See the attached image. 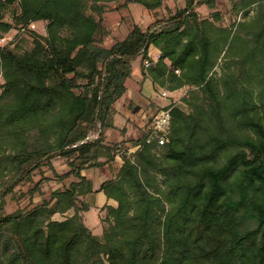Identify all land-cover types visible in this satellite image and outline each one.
Instances as JSON below:
<instances>
[{
  "label": "trees",
  "instance_id": "1",
  "mask_svg": "<svg viewBox=\"0 0 264 264\" xmlns=\"http://www.w3.org/2000/svg\"><path fill=\"white\" fill-rule=\"evenodd\" d=\"M86 1L0 0V35L38 21L47 33L34 34L23 54L0 47V178L11 175L0 201L42 167L58 180L74 178L29 210L0 215V264H264V14L235 70L228 65L217 78L219 50L195 11L215 0H184L145 31L132 22L109 48V29L101 15L85 13ZM256 1L264 0L235 5ZM133 2L149 10L162 0ZM15 3L19 13L4 22ZM150 46L160 58L142 76L169 91L197 88L192 101L184 99L191 114L171 110L160 157L145 145L115 168L117 143L104 144V133L114 127L113 105L126 92L131 62H151ZM54 156L67 159L66 172L55 171ZM105 166L112 179L95 191L81 172ZM97 192L116 203L103 206L101 235L82 216Z\"/></svg>",
  "mask_w": 264,
  "mask_h": 264
},
{
  "label": "rangeland",
  "instance_id": "2",
  "mask_svg": "<svg viewBox=\"0 0 264 264\" xmlns=\"http://www.w3.org/2000/svg\"><path fill=\"white\" fill-rule=\"evenodd\" d=\"M236 1L237 0H215L213 6L201 5L195 9L198 18L200 20L204 19L209 23L208 28L211 39L219 50L212 70V73H214V76L217 78L221 77L224 72L226 73V66H232L234 60L238 58L240 51H242L241 46L245 44L246 40L251 38L249 33H252L256 29L262 14H264V1H256L246 7L236 6ZM128 6L131 7L137 25L145 31L156 21H166L177 10L182 9L184 7V0H162L161 6L149 10L139 3H134L133 0H87L85 13L92 15L96 19L101 15L106 28H111V30L109 29L110 34L104 38V42L105 40L114 42L123 39L128 34L133 24L132 22H134L127 9ZM16 13H19L18 3L6 9L3 21L12 24V18ZM6 34H8L11 39L7 40L6 43L0 47L6 46L18 54H23L31 49L32 37L34 34L46 36V22L38 21L24 27L20 24H15ZM6 34H2L0 37ZM223 36L226 37L225 43L222 39ZM137 67L138 63L136 62L134 65V75L137 74ZM140 69L142 71L145 69L142 61ZM233 69L235 70L232 66L230 70L233 71ZM174 73L178 75L179 71L176 72V70H174ZM130 81L131 80H128L126 85L127 92L122 98L116 101L118 102V109L123 113V115L120 114V118L118 119L119 127L124 126L125 129L127 126L130 127V138L129 140L116 142L115 135L117 134H112L115 137L110 136V141H105L104 137V144L106 145H114L117 143L116 155H118V162H121V159H129L130 161L135 160V155L140 150L133 149L130 152L129 148L135 146L132 144L133 141L142 137L146 132V122L157 110L170 105L172 109L176 107L186 114H191V109L187 106L184 99L192 101L190 93L192 91H197V88L190 86H183L174 91H169L166 87L156 86L154 88L153 99H158L159 104L150 100L146 103L142 100L144 96L141 94L142 85L137 87L132 85ZM3 83L4 79L0 74V94L2 92L1 85ZM162 90L169 92V95L165 98L159 96L158 94ZM257 90L258 88L255 86V91ZM134 97L135 99H139L137 102L139 107L138 110L134 108L136 105L135 102L131 101ZM96 136L97 133L94 132L89 135V139H94ZM151 152L156 157H160L163 154L162 147L156 150L155 153L152 150ZM51 161L57 173H64L69 169L67 167V159L65 158L54 156ZM43 174L45 178L41 180ZM10 177L11 175L9 174L5 178H0V192L3 191L6 181L9 180ZM94 179L98 180V183H101L103 180L112 179V174L106 166L94 169ZM72 180H74L72 176L63 180H58L54 178L52 172L48 168L42 167L40 172L36 170L32 173L30 180L19 183L13 188L11 193L4 196L0 201V215L14 214L18 211L29 210L33 206L40 204L43 200H49L53 191L66 188ZM71 215V211L65 214L55 213L52 216V220L62 221ZM105 216L106 209L103 207H100L99 211L97 209H91L84 214L85 225L91 229L93 234L101 235L103 227L107 225V223H102L101 220Z\"/></svg>",
  "mask_w": 264,
  "mask_h": 264
},
{
  "label": "crops",
  "instance_id": "3",
  "mask_svg": "<svg viewBox=\"0 0 264 264\" xmlns=\"http://www.w3.org/2000/svg\"><path fill=\"white\" fill-rule=\"evenodd\" d=\"M127 9L130 12V15H131L132 20L134 21V23L137 24V22H136V20H135V18L133 16V13L131 11V7L128 6ZM33 23H36V22H33ZM109 29L111 30V28H109ZM112 43L113 42H108V41L105 40L104 47L105 48H109L112 45ZM147 53H148V57L150 58V61H151V62H149L150 65L151 66L155 65V63L157 62V60L160 58V51L157 48H155L154 46H150L148 48ZM136 62L138 63L137 74L134 75V65L136 64ZM166 63H168V62L166 61ZM140 66H141V57H138L136 60H134V61L131 62V73H130V77L126 80L125 84L127 85L128 80H131L130 83L132 85H135L137 87L140 86V85H142L141 94L144 95L142 97V100L145 101L146 103H148L149 100H150V101L155 102L156 104H159L158 103V99H153L154 98V96H153L154 88L156 87V85H154L152 83V81L150 80V78L148 76H145V78L142 76V70L140 69ZM126 92H127V89H126ZM155 100H157V101H155ZM131 101L132 102H135L136 105H135L134 108L135 109L137 108V110H138L139 107H138L137 102L139 101V99L138 98L135 99V97H134L133 99H131ZM117 106H118V102H115V104L113 105V107L115 109L114 127L113 128H110V129H107L105 131V133H104L105 141H110V138H109L110 136H113V137L116 136V142H121L122 140H129V138H130L129 137L130 136V132H131L130 127L127 126L126 129L124 128V126L119 127V123H118L119 120L118 119L120 118V114L123 115V113L118 109ZM112 134H117V135L114 136ZM120 163L121 162H118V155H116V163L114 165L115 168H118L119 165H120ZM81 174L83 176H86L87 178L91 179L93 190L96 191L99 188L100 183H98V180H95L94 179V169L91 168L89 170H84V171L81 172ZM104 205H112V206H115L116 203H115V201H113L111 199H107L106 196L102 192H97L95 194V197H94V205H93V207L91 209H97L99 211L100 210V207L102 208ZM85 213L86 212L82 213L83 221H84V214ZM100 215H101V213H100ZM84 224H85V222H84Z\"/></svg>",
  "mask_w": 264,
  "mask_h": 264
},
{
  "label": "built area",
  "instance_id": "4",
  "mask_svg": "<svg viewBox=\"0 0 264 264\" xmlns=\"http://www.w3.org/2000/svg\"><path fill=\"white\" fill-rule=\"evenodd\" d=\"M11 37L6 34L0 37V46L6 43L7 40H10ZM150 66V63L148 61H144V68H148ZM176 72H178L176 70ZM169 95V92L162 90L159 93V96L162 98H165ZM171 110L172 107L165 106L161 109L157 110L155 114H153L150 119L147 121L146 126V137L143 143L137 144L133 146L132 148H129L130 152L131 150H140L143 146H149L152 148V151L155 153L156 150L163 147L166 143H168L169 135H170V126H171ZM89 139V137L87 138ZM85 140L80 141L77 144L83 143ZM75 146V145H74Z\"/></svg>",
  "mask_w": 264,
  "mask_h": 264
}]
</instances>
